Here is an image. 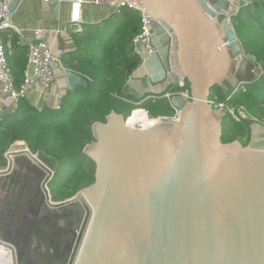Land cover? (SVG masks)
I'll return each instance as SVG.
<instances>
[{
	"label": "water",
	"instance_id": "95a60500",
	"mask_svg": "<svg viewBox=\"0 0 264 264\" xmlns=\"http://www.w3.org/2000/svg\"><path fill=\"white\" fill-rule=\"evenodd\" d=\"M23 1H10V28ZM92 1L133 6L156 19L150 32L165 74L163 93L184 80L191 101L172 99L175 123L132 131L112 113L94 126L97 144L86 153L98 156L96 182L54 205L85 206L91 216L75 264H264V124L251 125L244 148L238 141L222 144L224 114L210 104L216 86L230 95L261 73L232 23L251 0ZM41 3L44 20L51 8L60 13L61 2ZM65 75L69 90L88 85L79 74ZM122 93L135 104L146 99L133 80ZM7 154L33 158L24 145ZM16 246H9L15 262L22 255Z\"/></svg>",
	"mask_w": 264,
	"mask_h": 264
},
{
	"label": "trees",
	"instance_id": "16d2710c",
	"mask_svg": "<svg viewBox=\"0 0 264 264\" xmlns=\"http://www.w3.org/2000/svg\"><path fill=\"white\" fill-rule=\"evenodd\" d=\"M232 23L246 57L262 67L263 75L230 95H226L219 86L211 91L210 101L243 107L249 115L240 122L228 113L220 119L222 144L241 140L248 143L251 125L254 122L264 124V0H251ZM140 27L139 13L121 8L99 24H85L82 31L72 32L76 50L64 54L61 61L67 71L83 76L88 81L87 87L68 90L55 108L38 109L29 100L22 99L15 110L4 114L0 121V168L7 165L5 154L11 147L23 143L33 154H44L57 163L61 174L68 170L76 173L79 167L83 176L77 172L73 178L76 184L73 195L82 187H90L96 182L95 163L86 153L87 147L96 141V124L106 123L112 113L126 120L139 107L146 109L154 118L176 114L164 95L156 99L146 97L137 107L139 103L128 102L122 93L142 64L133 47V39ZM6 31L2 40L10 44L8 65L15 84L20 86L25 78L29 50L19 41L15 31ZM183 90H189L188 82L185 88L174 89Z\"/></svg>",
	"mask_w": 264,
	"mask_h": 264
},
{
	"label": "flooded vegetation",
	"instance_id": "af4514ba",
	"mask_svg": "<svg viewBox=\"0 0 264 264\" xmlns=\"http://www.w3.org/2000/svg\"><path fill=\"white\" fill-rule=\"evenodd\" d=\"M5 156L7 165L0 168V247L6 252L5 264H75L91 216L88 219L85 206L60 210L54 205L89 188L71 195L73 178L77 172L83 176L82 171L78 167L76 173L68 170L63 176L58 164L44 154H32L34 159L25 154ZM87 156L98 167L97 154ZM16 244L22 255L15 262L9 246Z\"/></svg>",
	"mask_w": 264,
	"mask_h": 264
},
{
	"label": "built area",
	"instance_id": "2783aa9c",
	"mask_svg": "<svg viewBox=\"0 0 264 264\" xmlns=\"http://www.w3.org/2000/svg\"><path fill=\"white\" fill-rule=\"evenodd\" d=\"M11 0H0V94L14 106V110L17 108L19 102L22 99H27L31 94H47L52 87L54 86L57 76L56 70L58 68L64 70L61 58L56 56L50 44L45 40V37L53 34H60L61 28H47V27H36L28 30V34L33 36V40L24 41L25 34L21 30H16L19 34V39L21 42L26 44L29 49V60L25 70V78L23 83L20 86L15 84V78L12 73L10 66L7 61V50L10 49V44H6L2 40V34L11 29L10 25L6 22L8 14V6ZM49 1V0H47ZM61 3H70L71 4V16L69 19V25H75L79 28H82L85 21L83 19V5L89 3V0H56ZM96 4H99L100 1H92ZM106 5L112 7L115 11H120L121 8H129L137 13L141 17V27L139 32L133 39L134 52L139 56L143 61L146 59L157 55V50L152 40L150 28L151 25L156 21L153 17L145 15L144 11L133 7H125L122 4L116 3H106ZM12 28H15L12 25ZM67 31V29H66ZM253 61V60H252ZM255 62V61H253ZM256 63V62H255ZM257 64V63H256ZM257 67L260 69V79L263 75L262 67L257 64ZM180 88L186 87V82L180 80ZM235 93V92H234ZM175 96H182L185 99L191 101V94L189 90L183 91H174L166 94L164 97L170 100L172 104V99ZM153 98H159L153 97ZM211 106L215 111L221 110L225 115L228 113L236 121L240 122L246 118H249V115L245 108L237 106H228L225 103H215L210 101ZM140 103L137 105L139 107ZM173 106V105H172ZM175 109V108H174ZM177 114L173 118L175 122L178 121L179 111L175 109ZM136 111H143L150 118V113L144 108H136L132 111L131 115L125 120L126 124L133 117ZM151 120L156 121V124L168 120V118L160 116L157 118H150ZM151 125L152 126H155ZM129 126V125H128Z\"/></svg>",
	"mask_w": 264,
	"mask_h": 264
},
{
	"label": "crops",
	"instance_id": "0c3cea01",
	"mask_svg": "<svg viewBox=\"0 0 264 264\" xmlns=\"http://www.w3.org/2000/svg\"><path fill=\"white\" fill-rule=\"evenodd\" d=\"M114 11L115 10L112 7L106 5L103 2L96 4L92 2V0H89V3L83 5V19L85 21L84 25L99 24L102 21L108 19ZM70 16L71 4L62 3L59 14H56L54 8H51V19L49 21L44 20L41 0H24L19 6L18 10L12 16V24L15 28H11L9 30L15 31L16 33V30H21L26 36L24 41H28L33 40V36L28 34V30L32 28H36L39 26L56 29L61 28L60 34H50L45 37V40L50 44L55 55L61 58L64 54L76 50V46L72 39V32L78 27L68 24ZM21 43L27 46L23 42ZM56 76L57 80L52 89L47 94L29 95L27 100H29V102L34 107L38 109H43L44 107L55 108L58 106L60 98L68 92L69 87L64 70L58 68L56 70ZM164 77L165 74L160 63V59L157 55H155L143 61L140 67L133 73L130 80L134 81V87L142 94H144V96L153 98L168 94L163 93V89L161 86V82L162 80H164ZM129 102L133 104L132 100ZM13 110L14 106L12 102L5 99L0 94V117ZM175 113L177 114L176 111ZM176 114L173 117H170L171 119H169V123H175V120H173V118L176 116ZM129 128L132 131H135L134 128H131L130 126ZM94 135L96 138L95 132ZM95 144H97V139L92 145Z\"/></svg>",
	"mask_w": 264,
	"mask_h": 264
},
{
	"label": "bare ground",
	"instance_id": "6f19581e",
	"mask_svg": "<svg viewBox=\"0 0 264 264\" xmlns=\"http://www.w3.org/2000/svg\"><path fill=\"white\" fill-rule=\"evenodd\" d=\"M154 124H156V121L151 120L146 115V113L143 111L135 112L133 117L128 121V125L131 128L140 127L141 129H146V128H149L151 125H154ZM5 256H6V252L3 250V248L0 247V264H5V260H6Z\"/></svg>",
	"mask_w": 264,
	"mask_h": 264
},
{
	"label": "rangeland",
	"instance_id": "374dc122",
	"mask_svg": "<svg viewBox=\"0 0 264 264\" xmlns=\"http://www.w3.org/2000/svg\"><path fill=\"white\" fill-rule=\"evenodd\" d=\"M166 118H168V120H164L162 123H169V119H171L170 117H166ZM220 119H221V117H220ZM171 121V120H170ZM219 122H220V120H219ZM241 142H242V140H241ZM244 144H246L247 142H243ZM17 145H24L23 143H19V144H17ZM25 146V145H24ZM91 146H92V144H91ZM90 147V145L87 147V149ZM246 147V146H245ZM27 148V147H26ZM86 149V150H87ZM55 166L57 165V163H53ZM4 250V249H3ZM5 251V250H4Z\"/></svg>",
	"mask_w": 264,
	"mask_h": 264
}]
</instances>
